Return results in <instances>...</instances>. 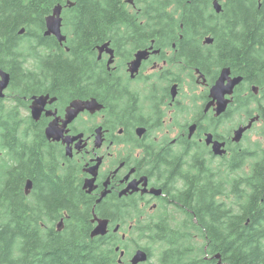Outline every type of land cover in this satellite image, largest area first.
Instances as JSON below:
<instances>
[{"label":"trees","instance_id":"16d2710c","mask_svg":"<svg viewBox=\"0 0 264 264\" xmlns=\"http://www.w3.org/2000/svg\"><path fill=\"white\" fill-rule=\"evenodd\" d=\"M65 1L0 0V68L21 80L24 96L44 92L52 85L47 83L49 79H55L56 85L79 86V73L72 70L80 67L74 62L82 57L80 48L90 50L97 44L93 41L108 39L106 26L116 21L114 0H88L85 30L77 29L84 46H76L67 59L63 51L62 57L57 58L59 52L51 56L46 53L53 45L43 35V18L52 6ZM74 1L79 23L80 0ZM176 1L166 2L170 25L165 32L177 42L183 69L191 76L198 71L210 83L224 69L240 75L247 85L260 89V97L252 100V96L247 104L258 102L257 112L264 123V0ZM215 2L222 7L220 14L214 10ZM208 38L213 45H207ZM54 64V75L35 73ZM93 93L87 90L88 95ZM5 118L0 105V264H118L119 244L110 236L92 239L91 219L92 214L108 219L114 229L128 225L122 213L85 194L72 170L76 167L71 163L63 167L61 148L46 140L43 127L16 125ZM255 151L234 158L246 160L253 173L228 182L236 192L240 212L217 199L226 185L221 169L211 172L199 163L200 173L208 174L210 183L204 182L198 193L192 186L188 188L184 196L198 194V201L177 207L185 213L182 221L135 224L140 234L136 246L149 255L146 264H264V148ZM236 162L231 164V172ZM28 180L36 187L31 196L25 192ZM64 212L68 227L56 235L54 245L52 227ZM213 256L216 261L212 263L209 258Z\"/></svg>","mask_w":264,"mask_h":264},{"label":"flooded vegetation","instance_id":"af4514ba","mask_svg":"<svg viewBox=\"0 0 264 264\" xmlns=\"http://www.w3.org/2000/svg\"><path fill=\"white\" fill-rule=\"evenodd\" d=\"M173 1L168 0L169 3ZM87 2L80 0L79 23L75 19L77 4L74 0L56 4L45 14L43 35L53 45L47 54L52 56L59 52L58 58L62 57L63 51L67 59L76 46H84L77 29L85 30ZM166 2L114 0L116 21L106 26L108 39L93 41L97 44L90 50L81 47L82 57L74 61L80 66L72 70L79 73V86L56 85L55 79H49L47 83L52 85L44 92L24 96L21 80L13 72L5 71L10 75V84L0 98L7 122L41 126L47 141V128L55 126L62 138L58 142H48L61 148L63 167L73 164L76 169L72 170L85 194L97 203L103 199L101 203L116 207L125 217L128 225H118L119 230L113 229L110 220L106 219L109 221L106 236L119 244L116 247L118 264H132L133 257L141 250L136 246V238L140 235L135 227L138 221H182L185 218V213H180L177 207L182 202L195 204L198 201V194L184 196L188 188L192 186L198 193L204 182L205 185L210 183L208 174L200 173L199 163L211 172L221 169L226 185L224 194L218 195L217 199L224 202L226 208L240 212L236 192L231 190L228 182L241 177L246 179L253 170L246 160L234 158L247 150L256 154L255 149L244 148L242 144L256 125L263 123L257 112L258 102L252 101L254 97H260V89L247 85L240 75L231 72V80L238 77L243 80L232 95L226 96L229 104L220 115L217 114V103L210 96L220 75L210 83L211 80L198 71L193 76L189 74L192 77L189 81L203 88L199 102L189 99L190 92H182V73L189 72L183 69L176 40L167 37L165 32L170 25L165 15ZM59 5L62 6V34L66 37L63 43L53 35L45 36L47 19L54 15V9ZM173 9V5L168 8L169 11ZM54 67L55 64L47 71L35 73L54 75ZM88 89L94 93L88 95ZM41 96L49 97L39 119L35 120L33 106ZM257 117L260 119L242 139L234 140L236 132ZM232 121L236 123L230 124ZM220 151L225 153L221 155ZM235 161L237 166L231 172V164ZM252 161L250 159V163ZM93 179L95 188L88 193L89 188L85 190L84 186ZM35 189L33 182L27 196ZM171 211L175 212L176 218L172 219ZM67 217L64 212L63 217L55 221L52 227L55 236L67 230ZM95 217L92 214L90 237L97 225L93 222ZM124 227L128 230L122 231ZM58 238H52V244L56 245ZM209 260L216 261L214 256Z\"/></svg>","mask_w":264,"mask_h":264},{"label":"water","instance_id":"95a60500","mask_svg":"<svg viewBox=\"0 0 264 264\" xmlns=\"http://www.w3.org/2000/svg\"><path fill=\"white\" fill-rule=\"evenodd\" d=\"M214 10L216 13L220 14L222 12V7L218 2L214 3ZM62 11V6H57L54 9V15L47 19V31L45 33V36H55L58 38V40L63 43L66 41V37L62 34V19L60 18ZM20 34H24V30L20 32ZM207 44H212L213 40L208 38L206 40ZM231 76V70L230 69H224L221 71V74L216 81L215 85L212 87L210 91V96L213 99L214 102L217 103V114H222L228 104L229 101L226 99V96L232 95L234 88L238 86L242 82V78L238 77L234 80L230 79ZM0 98L4 96L5 89L8 88L10 84V75L3 71L0 68ZM49 96H41L38 100H36V104L33 106V113L35 120L39 119V115L41 111L43 110L46 101L48 100ZM37 99V98H35ZM260 117H257L253 119V121L246 127L241 128L236 132L234 140L240 141L242 139L243 134L252 128L253 123L258 121ZM70 121L66 122V125ZM46 137L49 141H60L62 136L61 133L57 131V128L53 125L49 126L46 130ZM225 152L220 151L219 154L223 155ZM69 155V152H67V156ZM33 188V182L31 180H28L25 186V192L26 195H29L31 190ZM89 188V189H88ZM94 179L87 181L84 189H88V193H91L94 190ZM106 194L103 195V198H105ZM103 199H100L98 203L102 202ZM94 223H96V227L94 228L91 237H105L109 233V221L104 219H98L95 217ZM117 230H119V227H117ZM149 261V255L144 250H138L135 256L132 259V264H144Z\"/></svg>","mask_w":264,"mask_h":264},{"label":"rangeland","instance_id":"374dc122","mask_svg":"<svg viewBox=\"0 0 264 264\" xmlns=\"http://www.w3.org/2000/svg\"><path fill=\"white\" fill-rule=\"evenodd\" d=\"M30 66H28V67H30ZM189 76H190L189 73H186V72L182 73L181 85L184 87L182 89V92L183 93H184V91L190 92L189 99L192 101H195V102H199V101H201V93L203 91V88L201 86L195 85L194 83H191L189 81V79H191ZM193 106H199V105L193 104ZM235 123H236V121L235 122L232 121L230 124H235ZM242 145L244 148H250L253 151L257 147L264 148V123L257 124L254 131L251 132L246 137L244 144H242ZM170 216L172 217V219L176 218L175 212L172 213V211H171ZM178 219H180V218H178ZM127 230L128 229H126L124 227V229L122 231H127ZM136 240L139 241V239H137V238H136Z\"/></svg>","mask_w":264,"mask_h":264}]
</instances>
